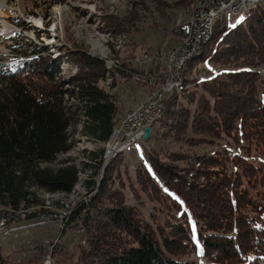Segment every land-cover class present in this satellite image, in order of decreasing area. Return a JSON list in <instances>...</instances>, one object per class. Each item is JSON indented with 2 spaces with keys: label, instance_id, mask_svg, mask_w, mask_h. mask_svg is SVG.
Here are the masks:
<instances>
[{
  "label": "trees",
  "instance_id": "trees-1",
  "mask_svg": "<svg viewBox=\"0 0 264 264\" xmlns=\"http://www.w3.org/2000/svg\"><path fill=\"white\" fill-rule=\"evenodd\" d=\"M196 2L138 0L129 13L106 15L103 20L115 32L138 31L145 17L153 16L152 9L165 14L169 7L191 5L187 13ZM167 34L177 36L176 27ZM67 54L54 58L37 51L1 71L0 207L14 214L33 208L42 211L47 201L39 191L69 193L78 183L80 168L70 158L56 168L44 167L70 150L71 127L82 123V134L98 141L113 142L117 135L118 106L113 95L98 85L107 72L105 63L92 57L70 59ZM66 61L77 62L75 73H62L60 64ZM202 62L230 65L224 72L209 70L210 77L200 78L205 69L197 64ZM260 67H264V5L235 26H216L201 54L188 62L183 90L167 97L162 117L144 141L150 142L163 129V135H177L190 145L225 139L235 145L264 144ZM66 83L72 88L65 89ZM65 96L79 107L73 110ZM144 151L148 164L137 166L134 181L129 172L127 177L137 199L145 194L158 204L155 212L146 217L139 205L126 202L122 190L110 193L111 201L106 202L104 180L100 195L80 202L70 215V222L81 220L89 233L90 253L82 251L77 264H193L184 259L192 252L213 264H264V203L254 195V190H264V161L230 155L220 142L217 149L203 153L161 155L152 147ZM35 212L32 216L38 217L39 211ZM0 264H14L1 245Z\"/></svg>",
  "mask_w": 264,
  "mask_h": 264
},
{
  "label": "rangeland",
  "instance_id": "rangeland-1",
  "mask_svg": "<svg viewBox=\"0 0 264 264\" xmlns=\"http://www.w3.org/2000/svg\"><path fill=\"white\" fill-rule=\"evenodd\" d=\"M136 1L138 0H6L8 6L19 9L12 25L14 24L22 34L0 37V77L1 71L37 51L50 54L54 58H59L66 52L68 53L66 58L70 59L82 57L84 60L85 57L87 59L92 57L102 60L105 64V60L114 61L118 65L115 67L117 69L114 68L110 74L106 72L105 76L98 81V85L113 95L118 106L116 121L118 131L119 124L126 114L139 102L145 100L152 90L151 86L134 82L131 74H127L125 69L143 68V65L138 64L135 58L142 52V49L156 48V46L165 49L176 43L177 39L167 32L174 27L176 18L180 14L186 15L185 9L191 7V5L178 8L169 7L165 14L152 9L153 16L145 17L138 31L115 32L106 27L103 16L127 14L136 6ZM165 1L173 3L177 0ZM8 13L11 14L12 11L9 10ZM38 19L42 21V26L34 28L33 25ZM97 19L104 27H98L100 25ZM241 21V17L228 18L227 24L235 26ZM31 30L34 35L30 33ZM228 65L230 64L220 62L216 67H212L207 62L199 63L197 67H202L205 71H201L198 77H210L209 72L213 74L224 72V68L229 69L225 67ZM60 68L62 73L71 71L75 73L78 65L76 61H66L60 64ZM263 69L264 67L258 68L262 78H264ZM196 75L195 72L193 77ZM64 88L71 89L72 85L66 83ZM197 91L200 92V90ZM65 99L68 106L73 103V110L79 107L75 99L69 96H65ZM182 100L183 105L187 104L186 98ZM191 105L195 109L198 100ZM79 113L82 115V112L79 111ZM81 120L83 121L84 118L82 117ZM82 127L81 123L77 128H70L71 148L67 153L62 154L53 163L44 164V167L56 168L62 160L70 158L78 165L80 168L79 181L71 192L48 194L39 191L38 193L47 201L42 211L33 208L26 210L25 213L14 214L12 210L0 207V245L3 254L8 256L14 264H43L49 256L55 264H77L82 251L89 254L91 248L86 240L89 233L85 231L81 220L75 219L70 222V215L80 202H89L93 197L100 195L99 186L104 180L106 191L103 197L106 202L111 201L108 196L110 193L122 190L125 193L126 202L139 205L144 215L149 218L158 204L151 202L145 194H142L141 200L137 199L129 186L127 177V172H129L134 181L137 166L141 163L148 164L145 148L152 147L161 155L166 152L192 154L217 149L220 142L223 147L228 148L230 155L241 153L255 163L264 161V144L250 145L243 142L241 145H235L229 143L232 139H225L218 141V144L190 145L184 138L177 135H163V129L150 142L142 141L138 150L120 154L117 152L118 155L114 156L112 154L113 142L90 139L82 134ZM101 151H103L101 158H96ZM112 166H114L113 171L110 169ZM122 174L126 185L122 183ZM254 195L264 203L263 189L254 190ZM35 211H39L38 217L32 216V213L36 214ZM99 231L102 232L101 229ZM91 239H94V235ZM201 257L202 254L195 255L192 252L184 259L196 264L197 260L204 259ZM205 262L208 264V259L205 258Z\"/></svg>",
  "mask_w": 264,
  "mask_h": 264
},
{
  "label": "built area",
  "instance_id": "built-area-1",
  "mask_svg": "<svg viewBox=\"0 0 264 264\" xmlns=\"http://www.w3.org/2000/svg\"><path fill=\"white\" fill-rule=\"evenodd\" d=\"M257 1L197 0V9H192L190 15H184L182 30H177V36H173L177 39L176 43L165 49L157 46L144 48L135 56L143 68L135 70L134 67H129L125 70L127 74H131L134 82L151 86L152 90L149 96L132 108L119 124V133L113 141L116 151L125 153L144 141L145 129L153 126L156 117L165 110L167 97L178 92L179 83L185 80L184 71L188 58H191L194 52L204 49L208 43L209 32L218 24L226 23L228 18L247 14L251 10V2ZM43 264L55 263L49 256ZM196 264H206L205 257L197 260Z\"/></svg>",
  "mask_w": 264,
  "mask_h": 264
},
{
  "label": "bare ground",
  "instance_id": "bare-ground-1",
  "mask_svg": "<svg viewBox=\"0 0 264 264\" xmlns=\"http://www.w3.org/2000/svg\"><path fill=\"white\" fill-rule=\"evenodd\" d=\"M262 5H264V0H258L257 2H251V10L247 13V14H244V15H241V16H237L236 18H239V17H241L242 19H245V18H247V17H249V15L251 14V12L253 11V10H255V9H258L260 6H262ZM11 6V5H10ZM10 6H8V4H7V2H6V0H0V37H2L3 36V38H5V36H12V35H14V36H19L20 34H22V32L20 31V30H18L16 27H15V25L13 26L12 25V23H13V19L15 18V16H17L18 15V11H19V9H17V8H11ZM98 9V8H97ZM192 9H197V2L192 6V8L190 9V11L189 12H185V14L186 15H190V14H192ZM10 10V12L12 11V13L11 14H9L8 13V11ZM99 10V9H98ZM103 10V9H102ZM14 11V12H13ZM107 11V10H106ZM105 12V11H104ZM100 13V12H99ZM102 13V12H101ZM181 13H183V12H181ZM100 15H102V14H100ZM95 18V17H94ZM100 18V17H99ZM35 21V20H34ZM176 23H175V26L174 27H176V29L177 30H182V28H183V26H184V15H182V14H180V16L178 17V18H176ZM11 22V23H10ZM99 22V19H97V23ZM102 22V21H101ZM229 22V21H228ZM96 23V24H97ZM227 23V22H226ZM100 26H98L99 28H102V27H104V26H101V24H100V22L98 23ZM41 26H42V21L41 20H36L35 21V23H34V25H33V27L35 28V27H38V28H41ZM98 27H96V29H99ZM37 28V29H38ZM214 30L215 29H213V31H210L209 32V34H208V42L212 39V36H213V34H214ZM106 31H107V29H106ZM32 35H34L33 34V32H32V30H31V32H30ZM106 33V32H105ZM104 33V34H105ZM171 35V34H170ZM128 36V35H127ZM126 36V37H127ZM124 37V36H123ZM121 38V37H120ZM119 38V39H120ZM108 39H109V37H108ZM107 39V40H108ZM103 41V40H102ZM106 44V43H105ZM53 46V45H52ZM119 47V46H118ZM120 50V49H119ZM202 50L203 49H200V50H198V51H196V52H194L192 55H191V58H188V62L192 59V58H194V57H196V56H198V55H200L201 54V52H202ZM110 57V56H109ZM114 58V57H113ZM108 60V59H107ZM110 60V59H109ZM105 62H106V68H107V72L110 74V72L111 71H114L113 69L115 68V67H118V65L116 64V63H114V61H106L105 60ZM13 65H14V63H13ZM13 65H11V66H9V68L10 69H12V67H13ZM115 69H117V68H115ZM112 74V73H111ZM113 75V74H112ZM114 77V76H113ZM112 77V78H113ZM109 80H111V78L109 79ZM183 87H184V82H180L179 83V87H178V93H180L182 90H183ZM163 112H164V110H162L161 111V113H160V115H158L157 117H156V121L157 120H159L161 117H162V115H163ZM155 121V122H156ZM151 128H152V126H150ZM119 133V129H118V131H117V134ZM140 148V145H134V147L132 148V150L133 151H135V150H138ZM130 150H127L126 152H129ZM112 154L115 156L116 154H117V152L118 151H116L115 150V148H114V143H113V150H112ZM125 152V153H126ZM119 153V152H118ZM110 154V153H109ZM120 154V153H119ZM112 155V156H113ZM118 155V154H117ZM195 255L196 254H198V253H194ZM201 258H204V256H202ZM206 258V257H205ZM206 259H208V258H206ZM208 264H213V263H211L210 261H209V259H208Z\"/></svg>",
  "mask_w": 264,
  "mask_h": 264
},
{
  "label": "water",
  "instance_id": "water-1",
  "mask_svg": "<svg viewBox=\"0 0 264 264\" xmlns=\"http://www.w3.org/2000/svg\"><path fill=\"white\" fill-rule=\"evenodd\" d=\"M151 132H152V128H151V127H147V128L145 129L144 140H147V139L150 137Z\"/></svg>",
  "mask_w": 264,
  "mask_h": 264
}]
</instances>
